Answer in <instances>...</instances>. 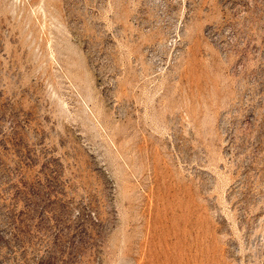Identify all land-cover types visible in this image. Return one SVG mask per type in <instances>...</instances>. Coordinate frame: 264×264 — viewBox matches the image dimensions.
<instances>
[{"label": "rangeland", "instance_id": "1", "mask_svg": "<svg viewBox=\"0 0 264 264\" xmlns=\"http://www.w3.org/2000/svg\"><path fill=\"white\" fill-rule=\"evenodd\" d=\"M0 264H264V0H0Z\"/></svg>", "mask_w": 264, "mask_h": 264}]
</instances>
